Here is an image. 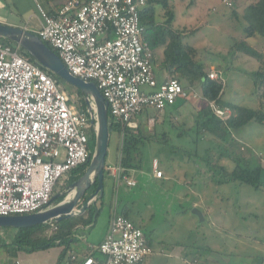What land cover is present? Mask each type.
Returning a JSON list of instances; mask_svg holds the SVG:
<instances>
[{
	"label": "built area",
	"instance_id": "obj_1",
	"mask_svg": "<svg viewBox=\"0 0 264 264\" xmlns=\"http://www.w3.org/2000/svg\"><path fill=\"white\" fill-rule=\"evenodd\" d=\"M222 1L231 6L230 0ZM143 6L144 0H68L54 14L36 6L40 28L35 36L54 49L71 75L96 85L121 135L135 132L137 117L147 109L161 112L178 98H200L173 78L157 87L153 51L141 38ZM207 78L224 84L218 69H209ZM86 102L78 109L63 84L22 56L18 45L0 44V216L47 210L59 180L91 159L97 120L94 104L90 98ZM206 102L218 119L232 116L229 107ZM105 170L117 182L135 186L121 176L119 165ZM153 175L162 177L155 165ZM92 250L102 261L89 255L82 264H138L152 254L142 231L117 214ZM189 264L203 263L193 258Z\"/></svg>",
	"mask_w": 264,
	"mask_h": 264
},
{
	"label": "rangeland",
	"instance_id": "obj_2",
	"mask_svg": "<svg viewBox=\"0 0 264 264\" xmlns=\"http://www.w3.org/2000/svg\"><path fill=\"white\" fill-rule=\"evenodd\" d=\"M230 1L232 7L225 6L221 0H182L178 10L183 11L178 12L179 18H186L188 14L189 23L199 29L190 36L189 31L194 28L179 31L187 36L184 42H190L199 50L200 62L205 68L222 72L221 99L224 104L264 111V88H255L251 78L243 73L256 69L254 60H245L242 54L237 58L225 54L232 44L231 38L239 41L246 37L242 13L249 2ZM17 10L20 11L18 7ZM17 10L12 7L0 9V15L16 18ZM189 11L192 12L189 14ZM246 43L264 54L263 38L247 39ZM154 70L158 72L159 67ZM62 83L63 88L73 94V88ZM195 103L189 98L185 101L178 98L168 111L163 110V114L171 118L164 127L156 129L152 126L150 130H142L150 138L140 145V169L143 172L139 169L135 176L132 175L137 187H127L122 180L117 186L116 180L105 178L104 201L110 202L112 207L117 204L118 212L123 208L139 211L145 217L138 221L142 222L140 226L146 235H159L166 244L209 247L235 258L249 255L253 256L254 262L264 259V125L249 123L230 130L224 139L221 134L213 136L205 131L198 132ZM146 113L153 117L158 112L147 109ZM153 132H156L155 137H152ZM164 136L165 140L162 139ZM118 142L117 134L109 132L105 163L115 161ZM153 158L168 177L164 188L157 187L146 176ZM258 165L263 169L259 188L229 181L224 175L237 166L252 169ZM70 178L67 174L60 179L55 191L59 189L61 193L66 185L71 184ZM69 194L68 191L64 193L63 201ZM106 210L104 208L103 213H107ZM192 211L199 212L203 219ZM133 220H137L136 217ZM51 223H46L48 226L42 230L33 231V239L54 235ZM2 230L14 231L11 228ZM230 264H235V260L231 259Z\"/></svg>",
	"mask_w": 264,
	"mask_h": 264
},
{
	"label": "crops",
	"instance_id": "obj_3",
	"mask_svg": "<svg viewBox=\"0 0 264 264\" xmlns=\"http://www.w3.org/2000/svg\"><path fill=\"white\" fill-rule=\"evenodd\" d=\"M83 2H86L88 0H81ZM182 0H170V4L173 7L174 10V20L172 21L170 26L171 29H173L175 32L181 33L179 30H182L181 28H194L193 30H190L189 32H192L190 35H193L195 32L198 31L199 27H194L191 23H189L188 17L189 15H186V18H179L178 12L183 11V10H178L179 5L182 6ZM66 3V0H0V9L4 8H10L12 7L13 9L18 10L15 12L16 13V18L13 16H4L0 15V24L6 25L9 27H14V28H19L23 29L27 32H30L35 35V32L38 31L40 28V20L38 17L37 9L36 6H40L45 12L49 14H54L59 8H61L64 4ZM221 3L223 1L221 0ZM224 4V3H223ZM225 5V4H224ZM226 6V5H225ZM192 11H189V14ZM193 15V14H192ZM155 20L157 25H163L164 26V21H165V16L164 12L160 7L156 9V16ZM246 27V24H245ZM184 34V32H182ZM187 37L184 35V38ZM258 37H252V38H246L244 40L239 41H245L247 39H257ZM184 40V39H183ZM232 44L237 42L236 39H232ZM183 44L190 46L191 48L194 49V57L193 60L196 61L197 63H200L203 65L201 61V57L199 50L190 42L186 43L183 41ZM230 44V46L232 45ZM249 46V45H248ZM150 47V46H149ZM250 47V46H249ZM164 46H159L157 47L154 51V56H153V67H159V71H155L153 68V76L156 81L157 87L161 84H163L165 81H167L168 78L171 77H177V75L174 73V68H170L166 63L164 59V54L163 50ZM254 49V48H252ZM20 50V49H19ZM229 50V49H228ZM255 50V49H254ZM255 51L259 52V49H256ZM20 52V51H19ZM228 53V52H227ZM225 53V54H227ZM260 53V52H259ZM228 55V54H227ZM245 56V55H244ZM234 57H241V54H235ZM246 58H250L245 56ZM251 60H254V65L256 66V69L258 68L259 63L257 60L251 58ZM208 60H206V63ZM204 66V65H203ZM205 68V67H204ZM207 69V70H206ZM209 69H215V68H205V72L208 71ZM255 69V70H256ZM254 70V69H253ZM250 70V71H253ZM247 72H250L246 70ZM246 71H243L245 74ZM179 84L182 86V88L186 91L187 89H194L195 92L198 94L200 98L198 99H189L192 101H195V106L194 109L199 113L201 109H204L207 106V102L204 99H201V92H200V85L194 84V85H189L187 82L185 83L184 80L179 79ZM63 82V81H62ZM61 83V82H60ZM63 84V83H62ZM69 86V85H68ZM75 89V88H74ZM66 93L69 96L70 103L76 105L78 109H82L79 107V98L76 97V93L69 94L67 92V89L64 88ZM77 90V89H76ZM203 97V96H202ZM84 101H85V106L82 110H84L87 106L86 98L90 97H85L83 95ZM92 101V99L90 98ZM182 100H187V99H182ZM93 103V101H92ZM94 104V103H93ZM237 105V104H235ZM224 106L227 107L226 104ZM171 107H167L164 110L168 111ZM161 111L156 113L153 117H150L149 114L145 113L142 115H139L136 119L137 121V130L138 133H140L141 141L149 139L150 137L142 132L146 130H150L152 126L157 129V127H164L166 123L169 122L170 115H164L163 112ZM163 114V115H162ZM108 115V114H107ZM198 117V115H197ZM108 119V123H109ZM163 130V128H162ZM135 131V132H136ZM206 132V131H205ZM116 133V132H115ZM163 133V132H162ZM208 133V132H207ZM119 142L118 145L115 147V161L108 162L104 164V173H105V178H107L109 181H114L113 179L105 170L106 167H115V166H120L119 160H120V146H121V139L122 135L120 133H116ZM153 136L155 137L156 132H153ZM209 134V133H208ZM95 139V138H94ZM162 139L165 140V136L162 137ZM93 153L94 150L92 149ZM92 153V155H93ZM107 154V152H106ZM91 155V157H92ZM140 156V155H139ZM137 157V160L140 159V157ZM106 158V155H105ZM91 160V159H90ZM154 165L156 166V169L162 173L161 178H155L153 175V167ZM139 168L136 169H130L127 174H122L123 169L121 171V176H125L128 179H131L135 182V187H137L138 183L137 181L132 177L135 176L136 172L139 171ZM140 171H142L140 169ZM143 172V171H142ZM146 176L148 177L150 182H153L154 185H157L159 188H164L165 182L168 180V177L165 173V171L159 166V162L153 158L150 164V167L148 168V172H146ZM103 179V180H104ZM121 182V181H120ZM120 182H116V185L118 186ZM95 184V182H94ZM126 185V184H125ZM70 186V185H69ZM93 186V185H92ZM90 187L85 195L82 197L81 201L77 204V208L80 207L82 202H84L85 198L89 197V195L92 194L90 192L93 187ZM127 186V185H126ZM128 187V186H127ZM132 188V187H130ZM57 189V187H56ZM64 189V188H63ZM62 189V190H63ZM68 189V188H67ZM96 189V188H95ZM61 190V191H62ZM68 191V190H66ZM65 190L60 193L59 189L56 190L55 192L58 193L57 195L64 194L66 192ZM54 194V192H53ZM88 194V195H87ZM100 195H103L102 197H99ZM68 197H72V193L69 194ZM52 199L54 200L55 197ZM63 201V200H62ZM61 201V202H62ZM59 202V203H61ZM59 203H53L51 202V207L58 205ZM94 203L95 208H100V211L97 215L94 216L93 220L88 224L89 220V213H88V208ZM117 204H114L113 207L110 202H105L104 201V185L102 182V193H98L94 200L89 203V205L86 207V209L80 213L79 215H76L74 217L64 219L67 220L69 225H71L70 231L66 232L61 238H58L54 244L50 245L49 247L36 250V251H29V250H24V249H19L17 246L14 245L13 241L15 238V235L17 234V230L14 228V231H3L2 228L0 229V264H10L14 260H19L20 264H82L83 260L91 255L95 259L101 260L102 257L96 252L93 251L92 248L96 247L101 243L106 236L110 220L114 215H122L123 212L127 214V217L136 227H138L142 233L144 234L145 240L147 245L152 249V254L145 258L142 262L138 264H189V259L193 258H198L199 261H201L203 264H230L231 259L235 260V264H264V259H259L254 262L253 256H247L245 258H235L232 255L228 254H221L217 250H213L209 247H203V246H196V245H186L183 246L181 244H166L163 240L162 237L159 235H155L154 237L147 236L146 233L143 231L142 227L140 226L142 222L138 221L139 219H144L143 215L139 211H133L130 208H123L120 212H118ZM107 211V213H103V210ZM105 211V212H106ZM194 214V213H193ZM133 217H136L137 220H133ZM200 220L203 218L200 215ZM63 221V220H62ZM51 222V221H49ZM52 222H57L55 220H52ZM48 223V222H47ZM46 224V223H45ZM50 226L53 228V230H56L57 226L54 225L53 223L50 224ZM49 234H52L49 232ZM234 258V259H233ZM241 260V261H240Z\"/></svg>",
	"mask_w": 264,
	"mask_h": 264
},
{
	"label": "trees",
	"instance_id": "obj_4",
	"mask_svg": "<svg viewBox=\"0 0 264 264\" xmlns=\"http://www.w3.org/2000/svg\"><path fill=\"white\" fill-rule=\"evenodd\" d=\"M67 1L68 0H66V2ZM248 2L249 3L246 5L242 13V19L246 24V27L243 30L244 34L246 38L258 37L264 39V0H248ZM158 7H160L164 12V26L157 25L155 20L156 9ZM232 15L235 16L234 11H232ZM173 20L174 10L170 4V0H144V6L139 11V23L143 28V32L141 34L142 40L150 46L153 54L155 52L154 50L157 47L164 46L163 54L165 63L170 68H174V73L177 75V77H175L174 75V77L171 78L176 79L177 81L179 79H182L185 81V83L187 82V84L191 86L194 84L200 85V92L207 101H213L218 105L224 106V103L221 99L223 95L224 84L208 80L207 71L205 72L204 66L193 60L195 53L194 49L188 45L183 44L184 34L179 32L177 33L173 29H171L170 26H168L172 23ZM191 33L192 32H189V34ZM0 41L1 45L15 44L5 38H0ZM44 44L49 50L56 54L54 49L48 43ZM18 47L22 56L28 57L32 63L40 67L49 76L55 77L59 82L62 83L59 78L38 65L23 48H21L20 46ZM237 53L257 60V62L259 63L258 68L250 72L246 71L245 73L251 78L253 86L255 88H264V54L259 53L249 47L245 41H237L233 43L229 47L227 54L234 56ZM71 90L76 93V97L79 98L78 106L83 109L85 106L83 95L74 88ZM226 105L232 111V116L226 121H222L215 117L208 107L201 109L198 113L196 121V130L198 132L206 131L213 136H218L221 134V138H223V136L227 135L230 130L240 128L249 123L264 125L263 110L247 108L235 104ZM108 127L109 132H121L119 126L112 122L108 123ZM141 144L142 141L140 133H138V131L123 133L121 146L119 149V164L123 169L122 174H127L130 169L139 168L140 159L137 160V157L140 153ZM94 145L95 139L91 138V155L93 153L92 149L94 148ZM89 162L90 160L86 164L73 170L70 173L71 178L69 184L75 182L83 175L89 165ZM262 171L263 169L260 165L252 169L247 167L240 168L239 166H237V169H234L229 174L224 172V175L226 174V179L229 181H238L253 188H259L261 185L260 178ZM104 177L105 176H103V179ZM68 186L69 185H66L62 191L67 189ZM96 186L97 182H95V184L92 186V190H94ZM57 194L58 193H56L54 190V194L52 195V197H55V199L52 201L53 203H59L64 199V194ZM102 196L103 195H100L99 197ZM87 211L89 213V220L87 223L89 224L93 220L94 216L99 213L100 208H95V205L93 203ZM123 216L129 219L125 212H123ZM53 224L57 226L55 232L53 233L54 235L47 238H42L41 240H34L31 234L33 231L40 229L42 230V228L48 226L47 224L16 229L17 234L15 235L13 241L14 245L19 249L29 251L40 250L54 244L58 238H61L66 232L70 231L71 228V225H69L67 220H63L61 222H53ZM44 232L46 233V230Z\"/></svg>",
	"mask_w": 264,
	"mask_h": 264
},
{
	"label": "water",
	"instance_id": "obj_5",
	"mask_svg": "<svg viewBox=\"0 0 264 264\" xmlns=\"http://www.w3.org/2000/svg\"><path fill=\"white\" fill-rule=\"evenodd\" d=\"M0 38H5L17 44L42 68L55 75L67 85L77 89L85 97H90L95 106L97 120L94 153L84 174L68 186V193H72V197L68 198L67 196L58 205L40 213L23 216H0V227L14 229L29 228L35 225L45 224L52 220L59 222L79 215L94 200L98 193H102L105 155L109 134L106 104L93 82H85L71 75L58 56L49 50L34 34L23 29L0 24ZM90 174H92L91 178H89ZM94 182H97L95 191L89 197L85 198L84 202L77 208V204ZM52 201L53 199H51ZM192 212L200 217L199 212Z\"/></svg>",
	"mask_w": 264,
	"mask_h": 264
},
{
	"label": "bare ground",
	"instance_id": "obj_6",
	"mask_svg": "<svg viewBox=\"0 0 264 264\" xmlns=\"http://www.w3.org/2000/svg\"><path fill=\"white\" fill-rule=\"evenodd\" d=\"M91 177H92V174L89 175V178H91Z\"/></svg>",
	"mask_w": 264,
	"mask_h": 264
}]
</instances>
